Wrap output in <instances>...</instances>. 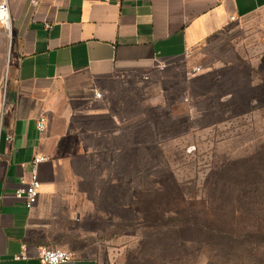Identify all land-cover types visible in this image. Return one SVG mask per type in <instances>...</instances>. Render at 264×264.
I'll return each instance as SVG.
<instances>
[{"label": "crops", "instance_id": "crops-1", "mask_svg": "<svg viewBox=\"0 0 264 264\" xmlns=\"http://www.w3.org/2000/svg\"><path fill=\"white\" fill-rule=\"evenodd\" d=\"M1 2L11 34L0 109V264H43L37 248L74 231L75 195L120 122L116 106L129 81L155 73L158 61L200 51L264 10V0ZM2 61L1 52L0 69ZM34 155L45 160L28 208L13 192L29 179ZM23 243L29 257L15 259ZM73 252L60 264H100L89 251Z\"/></svg>", "mask_w": 264, "mask_h": 264}, {"label": "rangeland", "instance_id": "rangeland-1", "mask_svg": "<svg viewBox=\"0 0 264 264\" xmlns=\"http://www.w3.org/2000/svg\"><path fill=\"white\" fill-rule=\"evenodd\" d=\"M3 31L0 109L10 49ZM165 65L129 81L116 106L120 122L101 141L75 195L74 231L48 247L89 251L100 264H125L127 253L147 238L142 209L154 205L156 189L174 181L203 214L211 196L214 202L219 195L234 199L225 188L242 194L244 187L246 201L264 204V180L238 176L249 169L264 176V10ZM177 206L184 215L188 204ZM179 255L171 264H222L206 247Z\"/></svg>", "mask_w": 264, "mask_h": 264}, {"label": "trees", "instance_id": "trees-1", "mask_svg": "<svg viewBox=\"0 0 264 264\" xmlns=\"http://www.w3.org/2000/svg\"><path fill=\"white\" fill-rule=\"evenodd\" d=\"M239 175L252 183L260 184L264 180L256 169L239 170ZM227 176L232 180L238 178L235 173ZM165 187L153 192L154 199L157 198L153 200L154 205L142 209L147 238L139 241L135 251L127 253L125 264L175 263L176 256L192 247L208 248L221 258L222 264H264V204L246 201L244 187L242 194L222 189L234 199L219 195V201L214 202L211 196L210 207L204 214L201 208L194 207L192 196L188 202L186 195L176 190V181L173 186ZM180 203L188 204L181 216L177 206ZM150 212H153L152 219Z\"/></svg>", "mask_w": 264, "mask_h": 264}, {"label": "built area", "instance_id": "built-area-1", "mask_svg": "<svg viewBox=\"0 0 264 264\" xmlns=\"http://www.w3.org/2000/svg\"><path fill=\"white\" fill-rule=\"evenodd\" d=\"M5 11L8 13V8L5 2L0 3V12ZM10 21V17H9ZM0 28L4 30V32L10 37L11 34V27L7 26V23L4 18L0 15ZM165 65V61H158L157 67L163 68ZM194 71H198L199 67H196L193 69ZM148 76H144V78H147ZM97 97H100V93H96ZM37 130L39 132H43L46 127V121L44 117H40L36 123ZM45 160V157L42 155H34L32 161H31V170L29 173V179L28 180H21V186L17 188L13 195L18 198L22 199L24 201V204L26 207L30 208L34 205V203L37 201L38 195H39V186L40 181L38 178V164ZM75 256L74 252L68 249L63 248H51V247H39L36 251V257L39 259V261L43 264H60L62 262L68 261L72 259ZM15 259H26L29 257L27 253V245L22 244L21 245V251L19 254H16Z\"/></svg>", "mask_w": 264, "mask_h": 264}, {"label": "bare ground", "instance_id": "bare-ground-1", "mask_svg": "<svg viewBox=\"0 0 264 264\" xmlns=\"http://www.w3.org/2000/svg\"><path fill=\"white\" fill-rule=\"evenodd\" d=\"M0 15L2 16V18L5 19V21L7 23V26L9 27L10 26V21H9V15H8V13L5 12V11H2V12H0Z\"/></svg>", "mask_w": 264, "mask_h": 264}]
</instances>
